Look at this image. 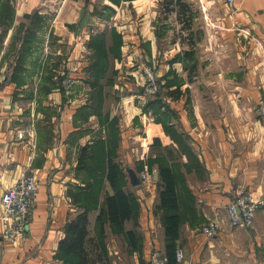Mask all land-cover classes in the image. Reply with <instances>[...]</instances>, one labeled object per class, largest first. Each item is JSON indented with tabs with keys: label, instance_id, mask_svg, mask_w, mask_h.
Returning a JSON list of instances; mask_svg holds the SVG:
<instances>
[{
	"label": "crops",
	"instance_id": "0c3cea01",
	"mask_svg": "<svg viewBox=\"0 0 264 264\" xmlns=\"http://www.w3.org/2000/svg\"><path fill=\"white\" fill-rule=\"evenodd\" d=\"M122 1L116 7L90 0V14L81 17L79 2L61 0L49 19V0H28L16 7L15 24L5 37L0 26V215L3 193L23 173L35 174L39 182L29 225L17 242L3 239L0 218V264H62L60 244L82 212L87 215L85 244L101 247L106 264H152L154 249L175 264H264V208L250 229L232 226L227 214L238 191L264 194V115L259 111L264 102V0L225 3L223 15L210 19V26L219 27L213 33L218 67L207 81L191 71L208 62L200 47H177L168 20L156 18L155 0ZM200 1L204 8L218 4ZM95 4L116 10L113 25L122 45L110 69L119 70V77L93 84L87 72L95 52L87 46L84 61H77L81 42L112 27L108 18L91 14ZM36 10L44 23L48 20L42 37L38 33L39 52L18 65L11 50L15 26ZM50 42L66 48L49 49ZM47 50L58 56L64 51V64H44ZM138 56L165 77L166 104L141 93L138 74L144 63ZM189 57H199L200 63L189 65ZM60 76L71 78L69 89ZM111 124L116 129L111 158L126 174L117 178V186L107 177L115 141ZM22 129L32 136L21 138ZM99 138L105 172L93 179L79 170V161L82 149L90 150ZM130 168L140 178L142 171L149 176L134 185ZM161 168L173 172L177 209L162 206ZM120 189L132 208L122 231L110 221L105 204L106 195ZM214 218L221 228L206 236L202 227ZM168 230H176L177 238Z\"/></svg>",
	"mask_w": 264,
	"mask_h": 264
},
{
	"label": "trees",
	"instance_id": "16d2710c",
	"mask_svg": "<svg viewBox=\"0 0 264 264\" xmlns=\"http://www.w3.org/2000/svg\"><path fill=\"white\" fill-rule=\"evenodd\" d=\"M169 3L179 4V6L183 7L184 13L188 11V9L185 8L187 7L186 2L183 0H168V3L166 4L170 5ZM104 7L112 9L109 5H104ZM1 8L3 11L0 12V26L2 28V36H4L7 35L11 28H13L17 10L15 6L12 5L11 0L0 3V9ZM189 16L191 18V15ZM25 19L26 20H23L18 24L17 32H20V34L14 33L11 40V43L17 40L19 44V53L15 57L18 65H22L29 60V57L37 46V41H39L38 33L44 28L43 14L40 13L39 10L25 14ZM188 20L191 19L188 18ZM88 45L93 48L96 56L90 61L87 77V79L94 84L103 80L107 74H110L108 72L112 71L110 70L112 62L118 57V50L121 49L122 35L116 27H111L109 32L104 31L92 35ZM112 72L115 71L113 70ZM59 78L62 82L65 77L60 76ZM62 87L64 86L62 85ZM165 95L167 94L165 93ZM164 96L163 93L160 94V92H157L151 102L158 101L159 103L162 102V104H166ZM111 127V143H113L114 140L115 141L109 152L107 177L113 186H117V178L125 177L126 174L123 171V168L115 164L111 158V155L114 152L113 147L116 142V129L113 124H111ZM102 147V138H99L95 141L90 150L86 147L82 149L79 170H86L87 175L90 178L96 179L97 177L103 176L105 172V168L100 165L103 159H105V151L102 150ZM160 170L161 180L164 184V190L161 192L162 206L169 209H177L178 202L173 172L169 168H161ZM105 202L110 221L117 225L119 230L122 231L125 220L130 218L132 214L129 195L120 189L114 194H107ZM102 213H104V210ZM102 213L101 216H99V220L102 219ZM175 217L177 216L170 218V225L175 223ZM129 234L131 233L127 232L128 236ZM168 234L171 235L173 239L177 238L176 230L173 232L168 230ZM87 236V215L85 212H82L71 221L67 229V235L60 244L59 257L63 261L62 264H99V262L101 264H106L105 260H103V250L101 247L95 245L93 249L87 248L85 244ZM168 261L170 264H175L171 257H168Z\"/></svg>",
	"mask_w": 264,
	"mask_h": 264
},
{
	"label": "rangeland",
	"instance_id": "374dc122",
	"mask_svg": "<svg viewBox=\"0 0 264 264\" xmlns=\"http://www.w3.org/2000/svg\"><path fill=\"white\" fill-rule=\"evenodd\" d=\"M7 0H0V3H4ZM12 1V5L15 6V8L17 6H22L24 4L25 1L28 0H11ZM60 1L61 0H49V4L51 6H48V10L49 12H47L46 17L47 18H51L52 15H54L53 12L54 10H56V8L59 7L60 5ZM77 2H79V6L81 8V17H85L87 13L90 14V0H75ZM99 3L101 0H97ZM112 3H114L117 6L121 5V2H123L122 0L119 2L118 0H109ZM107 0V2H109ZM186 2V5L188 9V11L186 13L183 12V7L179 6V4L173 3V4H166L168 3V0H155V2H157L158 4V8H157V12L158 14H156V18L157 20H159L160 22L168 20L169 24L171 26H169L168 31H170V36L173 39H177V47L180 46L182 48V51H185V48L188 47L189 49H192V46H195L197 48L200 47V52L201 55L204 57V59H206L207 64H204L202 66V69L198 71V69H200L201 65L199 64L198 69L196 71H193V74L195 76H198L199 74L201 75V78H204L205 81L213 79V75L215 74V72L213 73L214 70L217 69V63L214 62V55H215V42H218L217 39H215L213 36L214 32H216V30H219V27L215 26H210V19L213 18V16H215V14H217L218 16H222L224 13V9L223 6L225 4L224 0H217L218 4H215L214 7H206L204 8L201 4L200 0H183ZM41 7V6H40ZM112 7V6H111ZM41 9V8H39ZM113 10V11H112ZM215 10L217 11V13L215 12ZM3 11V9H0V12ZM116 10L112 7V9L104 7L103 5H98L95 4L94 8L91 12V14L93 16H101L104 18H108L106 19L107 22H110L111 26L114 27L115 25H113V21L115 19V16L117 15ZM12 13V11H11ZM182 13V14H181ZM191 15V18L190 16ZM191 19V20H188ZM24 20V19H23ZM22 20V21H23ZM50 21V20H49ZM105 21V22H106ZM48 20L45 21L44 23V27L47 26ZM18 25L15 26V30L14 33L20 34V32H17L18 30ZM162 27V26H161ZM105 30H97L96 32L91 33L90 38L92 37V35H96L99 34L101 32H103ZM41 32V31H40ZM211 32L212 35L210 34L208 36V33ZM5 37V35H4ZM41 37H42V32H41ZM90 40V39H89ZM88 40V42H89ZM88 42L86 44V41L81 42L83 47L82 49H79V54L77 56V61H84L85 58V54L87 53L86 51V47L88 45ZM2 43L3 40H0V49L2 48ZM11 50L13 51L14 55H18L19 53V44L17 42V40L13 41V43H11ZM54 44V45H52ZM51 44V42L49 43V49H56V50H63L64 48H66V45H62L60 46L61 48L59 49V46L57 45L56 42H53ZM192 44V45H191ZM43 45L45 46V44L43 43ZM52 45V46H51ZM38 44L34 50V52L31 54V56L29 57V59H32V57L37 56L38 55ZM58 48V49H57ZM91 48V47H90ZM48 49V48H47ZM50 50H47L46 52V57L43 60V63L49 66H53V65H61L64 64V59L67 58L66 54H64V51L62 54H60V56H58V54L54 55V54H48ZM59 53V52H58ZM37 54V55H36ZM96 57V56H95ZM139 57V56H138ZM142 56L139 57V59L142 61L143 58H141ZM6 58H10V54L7 57H2V61L5 62ZM15 58V57H14ZM83 58V59H82ZM196 58V59H195ZM199 57H192V58H188L186 61L189 65H192L194 63H196V61H199ZM14 62H16V59H13ZM31 62V61H30ZM144 63V61H142ZM28 63V62H26ZM200 63V61H199ZM147 65L146 63H144L143 67L139 70V74H138V78L141 79L143 81V84L141 85V93L143 94V96L147 97L148 99L150 97H153L156 95L157 92L163 93V96L166 93V85H164L163 83V79H165V77L159 76L158 73L156 72V76H157V84H158V90L156 93L151 94L148 91L147 88V79L145 77V73H144V66ZM208 69V70H207ZM205 70L207 71L205 73ZM115 72H108L110 74H107L105 76V78L110 77V80L114 81L119 77V70H115ZM88 73V72H87ZM85 74V72H84ZM124 76V75H123ZM122 76L121 79H123L124 77ZM129 74L125 75V78L123 80H128ZM133 79H135L136 83H138L137 80V76L132 75L131 76ZM226 88L223 87V91H225ZM127 92V91H126ZM146 98V99H147ZM145 99V98H144Z\"/></svg>",
	"mask_w": 264,
	"mask_h": 264
},
{
	"label": "built area",
	"instance_id": "2783aa9c",
	"mask_svg": "<svg viewBox=\"0 0 264 264\" xmlns=\"http://www.w3.org/2000/svg\"><path fill=\"white\" fill-rule=\"evenodd\" d=\"M228 5H234L236 0H224ZM144 73L147 79L149 93L154 94L158 90L155 68L151 65L144 66ZM64 86L69 89L72 80L69 77L64 79ZM259 111L264 115V102L259 105ZM32 131L22 129L19 136L24 138L32 136ZM149 174L141 172V178L146 179ZM39 188L38 178L33 173H23L17 181L8 187L2 195V212L0 218L3 223L2 237L7 242L15 243L26 232L30 221V214L35 205L36 194ZM264 208V194H256L242 189L237 192L227 205L229 222L234 227L250 229L254 226L257 212ZM221 228L217 219H211L202 227L206 236L216 235ZM183 254L177 251V259L181 260ZM152 264H170L168 257L161 251L154 249L151 255Z\"/></svg>",
	"mask_w": 264,
	"mask_h": 264
},
{
	"label": "water",
	"instance_id": "95a60500",
	"mask_svg": "<svg viewBox=\"0 0 264 264\" xmlns=\"http://www.w3.org/2000/svg\"><path fill=\"white\" fill-rule=\"evenodd\" d=\"M129 171V176H130V179H131V182L134 184V185H137V184H140L142 182V179L139 177V175L137 174V172H135L133 169H128ZM157 177L158 173L155 174Z\"/></svg>",
	"mask_w": 264,
	"mask_h": 264
}]
</instances>
